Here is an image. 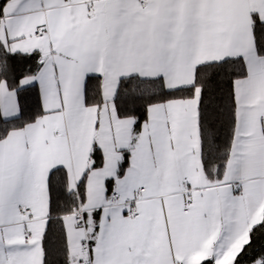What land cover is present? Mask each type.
I'll list each match as a JSON object with an SVG mask.
<instances>
[{
    "label": "snow or ice",
    "instance_id": "obj_1",
    "mask_svg": "<svg viewBox=\"0 0 264 264\" xmlns=\"http://www.w3.org/2000/svg\"><path fill=\"white\" fill-rule=\"evenodd\" d=\"M0 264H264V0H0Z\"/></svg>",
    "mask_w": 264,
    "mask_h": 264
}]
</instances>
